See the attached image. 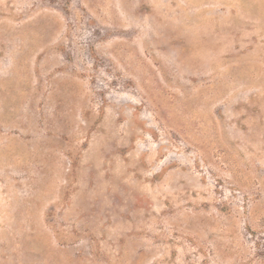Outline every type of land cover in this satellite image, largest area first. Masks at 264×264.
Returning <instances> with one entry per match:
<instances>
[{"label":"rangeland","instance_id":"374dc122","mask_svg":"<svg viewBox=\"0 0 264 264\" xmlns=\"http://www.w3.org/2000/svg\"><path fill=\"white\" fill-rule=\"evenodd\" d=\"M0 264H264V0H0Z\"/></svg>","mask_w":264,"mask_h":264}]
</instances>
